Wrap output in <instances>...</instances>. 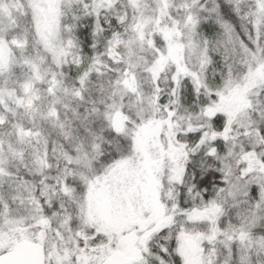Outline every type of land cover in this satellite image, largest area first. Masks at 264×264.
<instances>
[{"label": "snow or ice", "instance_id": "obj_1", "mask_svg": "<svg viewBox=\"0 0 264 264\" xmlns=\"http://www.w3.org/2000/svg\"><path fill=\"white\" fill-rule=\"evenodd\" d=\"M0 264H264V0H0Z\"/></svg>", "mask_w": 264, "mask_h": 264}]
</instances>
